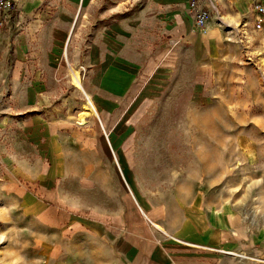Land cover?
<instances>
[{
	"label": "crops",
	"instance_id": "crops-1",
	"mask_svg": "<svg viewBox=\"0 0 264 264\" xmlns=\"http://www.w3.org/2000/svg\"><path fill=\"white\" fill-rule=\"evenodd\" d=\"M29 4L24 10L38 7V0ZM217 5L219 15L202 30L189 0L41 2L34 14L46 26L39 34L32 29L39 50L27 52L30 42L21 37L17 56L25 61L12 70L35 79L14 85L18 102H0V180L13 185L23 215L54 230L50 264H246L233 254L242 245L234 246L232 206L218 202L210 176L202 180L198 168L153 195L135 160L136 102H163L190 81V102H220L213 77L224 80L234 57L227 17L249 3ZM89 10L98 16L92 19ZM80 14L91 35L77 59L82 66L69 74L79 71L85 101L90 97L93 116L107 126L102 131L62 129L51 112L56 76L67 72L50 62L61 49L67 57ZM62 235L72 239L62 243ZM78 236L80 243L73 240Z\"/></svg>",
	"mask_w": 264,
	"mask_h": 264
},
{
	"label": "rangeland",
	"instance_id": "rangeland-1",
	"mask_svg": "<svg viewBox=\"0 0 264 264\" xmlns=\"http://www.w3.org/2000/svg\"><path fill=\"white\" fill-rule=\"evenodd\" d=\"M5 1L6 9L0 14V102H18L14 85H30L35 79L32 74H12L15 67L21 66L17 56L22 49L18 47L20 38L25 36L30 42L27 52L38 49L32 44V29L39 34L46 25L40 27L34 13L41 2L54 5L62 0H38V7L31 11L24 10L30 0ZM248 3L244 12L237 10L233 17H227L234 57L227 74L222 76L224 80L215 81L213 77V96L220 102H190L194 93L189 92L193 88L191 81L182 90L172 91L174 97H165L163 102H136L138 135L134 145L138 147V176L153 195L172 189V183L192 170L199 168L202 180L210 176L218 202L232 206L234 246L242 245V250L234 249V256L243 255L246 264H264V0ZM89 13L92 19L98 16L96 10ZM82 23L80 14L70 36L67 57L61 49L56 61L50 62L52 67L67 72L61 79L56 76L60 86L52 92L57 95L51 112L62 129L102 131L107 129L106 124L102 125L93 114L88 123H79L85 95L72 85L69 74V68L82 66L77 59L86 51L84 39L91 35ZM48 53L53 55L54 51ZM41 77L48 80L47 75ZM13 192L9 179L3 177L0 264H50L48 244L51 233L55 238L54 230L43 221L23 215ZM67 237L72 239L62 235V243ZM73 240L80 243L81 237Z\"/></svg>",
	"mask_w": 264,
	"mask_h": 264
},
{
	"label": "built area",
	"instance_id": "built-area-1",
	"mask_svg": "<svg viewBox=\"0 0 264 264\" xmlns=\"http://www.w3.org/2000/svg\"><path fill=\"white\" fill-rule=\"evenodd\" d=\"M190 9L195 27L204 30L208 21L214 16L219 15L217 0H189ZM7 2L0 0V14L6 9ZM10 7H8V10ZM220 18V17H219Z\"/></svg>",
	"mask_w": 264,
	"mask_h": 264
},
{
	"label": "bare ground",
	"instance_id": "bare-ground-1",
	"mask_svg": "<svg viewBox=\"0 0 264 264\" xmlns=\"http://www.w3.org/2000/svg\"><path fill=\"white\" fill-rule=\"evenodd\" d=\"M65 49V47H64ZM67 50V49H65ZM67 54V53H66ZM71 78H72V83L79 88H82L81 85V76L78 70L72 69L71 73ZM84 91V90H83ZM87 94V93H86ZM89 96V95H88ZM83 108L79 113H78V121L80 124H85L88 121V118L90 117L91 114L97 115V110L95 108L94 103L91 101L90 97L86 98L85 103L83 104ZM234 254V253H233Z\"/></svg>",
	"mask_w": 264,
	"mask_h": 264
}]
</instances>
